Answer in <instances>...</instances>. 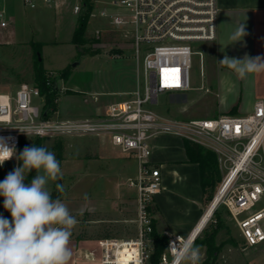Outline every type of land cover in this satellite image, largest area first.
Listing matches in <instances>:
<instances>
[{"label":"built area","instance_id":"1","mask_svg":"<svg viewBox=\"0 0 264 264\" xmlns=\"http://www.w3.org/2000/svg\"><path fill=\"white\" fill-rule=\"evenodd\" d=\"M83 3L75 0L74 15ZM110 5L126 13L108 15L103 8L98 14L110 18L112 26L125 28V44L136 64L135 90L102 114L62 118L45 108L34 86L20 85L13 96L0 94V143L17 150L20 139L91 137L106 140L134 161L135 174L126 183L135 195L134 235L102 238L98 254L86 255L90 263L153 264L152 202L162 190V182L159 167L151 161V141L160 136L186 140L212 152L220 179L202 213L212 208L208 221L198 229L201 215L187 234L163 232L166 243L157 264H171V254L166 251L170 241L191 235L196 242L218 208L227 212L245 247L264 245V104L255 103L245 116L191 120L168 117L154 108L160 96L185 97L190 90L191 57L201 55L191 44L215 40V0H110ZM35 99L41 101V107L33 104ZM124 252L127 258L122 261Z\"/></svg>","mask_w":264,"mask_h":264},{"label":"rangeland","instance_id":"2","mask_svg":"<svg viewBox=\"0 0 264 264\" xmlns=\"http://www.w3.org/2000/svg\"><path fill=\"white\" fill-rule=\"evenodd\" d=\"M91 1L93 6L85 30V38L90 43L82 47L94 51L96 54L93 55L79 53L69 42L76 20V16L72 13L75 0H66L58 8L53 6L48 8L41 3V19L39 22L29 20L30 25H26V22L30 15H34L39 10L37 5L32 8L29 5L23 6L21 0H0V13H2L0 23L6 26L0 27V43L9 40L12 32L19 33L20 37L25 36V29L28 27L27 30H31L30 36L33 40L47 43L41 50V59L50 73L56 76L67 66L70 67V72L77 68L76 72L87 73L89 81L88 84L83 82L87 88L84 92L75 94L63 92L60 95L57 110L62 118H84L92 114H102L105 109L104 104L128 98L117 93L132 92L136 87V64L132 58V51L125 44V28L112 26L110 18H102L98 14L103 8L108 15H124L125 10L111 7L110 0ZM55 41L57 43H54ZM191 47L201 55L191 57L190 90L184 93L185 97L168 99L167 95L160 96L158 106L154 108L159 114L180 120L212 119L223 114L214 105V87L208 93L203 84L213 59L211 55H206L204 42L192 43ZM27 51H29L27 48L0 46V93L7 92L6 87L2 85H4V74L10 68L8 58L14 52L15 55L21 56ZM55 84L56 87H63L61 80H56ZM201 85L202 89H199ZM33 104L41 107L40 100L35 99ZM32 139L27 138L28 141ZM180 142L181 140L171 136L157 141L164 159L180 160V163L187 165L191 172L186 175L183 172L178 174L179 179L175 174L170 176L166 185V195L174 197L169 205L172 212L167 223L169 233H181L195 216L198 218L202 215L220 179L218 169L219 178L209 193L204 196L201 194L197 215H194L187 202H191L193 206L197 205L195 199L199 197L200 187L195 174L198 168L196 164L187 162ZM41 146L54 152L61 163L63 178L49 181L47 187L53 197L61 199L78 220V224L72 229L71 243L75 242L84 250L87 247L89 253L97 255L98 243L103 237L129 238L134 235L133 197L135 195L132 189L126 186L127 179L135 174L133 160L113 147L104 149L102 139L91 137L44 138ZM57 183L64 186L63 193L56 190ZM155 212L153 208V214ZM219 222L221 226L214 237L215 245L219 248L213 264H264V245L245 247L232 220L222 208L214 211L196 239L195 244L201 249L202 263L206 255L201 241L204 235L212 232ZM154 226L158 234L163 233L162 221L158 216L155 218Z\"/></svg>","mask_w":264,"mask_h":264},{"label":"crops","instance_id":"3","mask_svg":"<svg viewBox=\"0 0 264 264\" xmlns=\"http://www.w3.org/2000/svg\"><path fill=\"white\" fill-rule=\"evenodd\" d=\"M21 1L23 6L26 5V3H29L33 5L32 8L36 7L37 5V9H39L34 15L29 16L30 18H28L26 25H30L29 20H35L34 22L40 21L41 3H43L44 6L48 8L51 6H53V8H58V6L63 4L66 0ZM215 3L217 8L216 38L213 42L205 43V53L206 55H211L213 60L210 62L208 74L204 79L203 84L206 87L205 91L208 93H210L214 87V105L221 113H223L221 115L237 116L240 114L245 116L252 111L255 103L261 102L264 104V69L240 73L230 64L221 61L225 57L229 59H243L245 56H248L249 58L264 57V0H215ZM0 14L2 16V13ZM12 23H14V20H12ZM242 25L244 26L245 35L236 37L235 33ZM0 27L4 28L6 26L0 25ZM27 29H25V36L20 37L19 33L14 34L12 32V35L10 36L11 38L9 40H5V42L0 43V46L4 45L18 48H27L29 50L25 55L23 54L21 56L15 55L16 52H14L11 54V57L8 58L10 60V68L9 71H6L4 74V85H2L3 87H6L7 92L0 94L13 96L20 85L24 84L33 86V65L35 57L32 50V44L42 43L44 46L47 43L41 42V40H33L32 36H30L31 30ZM54 43L57 42L55 41ZM39 60L42 62L44 70L50 73L51 71L44 67L41 57ZM76 71L77 68H74L72 72L75 73L70 72L67 81L63 82L62 88L57 87L59 91L58 97L56 99L55 112L58 115H60L57 110L58 99L63 92L67 94L66 91H70L72 94H75L84 92L87 89L86 84H83V82L88 84L89 78L87 73ZM199 89H202V85ZM130 93L131 92H119L117 94L128 96ZM120 101H112L110 103L104 104V111L109 105ZM96 115L98 114H92L88 117H93ZM163 137L166 138V136H160L151 141V161L159 167L162 182V190L154 196L152 206L156 210L154 213V216H156L154 218L158 216V218L162 221V232L169 233L167 223L168 219L170 218V214H172L169 208L171 206L169 205L171 204L174 197L166 195V185L168 184L170 176L175 174L177 179H179L180 175L178 174L183 172L186 175V173L191 172L189 171L187 165H183L182 162L180 163V160L171 161L164 159V155L159 149V145L157 143V141ZM102 143L104 149L111 147V145L106 140H102ZM180 143L183 151L182 141ZM181 159H183V157H181ZM17 166L19 165L15 157L5 161V163L0 166V181H2L7 176V174L13 171ZM190 170L194 171V169L191 168ZM195 176L197 178V182H199L197 171ZM198 190L199 197H197V200L195 199L197 205L193 206L191 202H187L189 197L186 198V202L190 205L189 207L193 210L194 215H197V208L201 199V191L199 188ZM179 211L181 212V210ZM0 216L11 220V214L3 207V197H0ZM198 219L199 216L198 218L195 216L193 221L185 229H183L180 234H187L197 223ZM70 248L73 252V255L68 264H93L86 260V255L89 253L87 247L85 248L86 250H84L75 242H70ZM126 258L127 254L124 252L121 260L125 261Z\"/></svg>","mask_w":264,"mask_h":264},{"label":"clouds","instance_id":"4","mask_svg":"<svg viewBox=\"0 0 264 264\" xmlns=\"http://www.w3.org/2000/svg\"><path fill=\"white\" fill-rule=\"evenodd\" d=\"M235 35H245L243 25ZM221 62L240 73L264 69V57H225ZM13 157L21 164L0 181L3 207L11 214V220L0 216V264H68L73 255L72 229L78 220L61 199H53L47 187L49 181L63 178L60 161L43 146L33 144L17 155L15 147L0 143V166ZM33 170L35 177L26 183ZM55 187L65 191L62 184ZM166 251L171 254V264H200L202 260L201 249L191 235L170 241Z\"/></svg>","mask_w":264,"mask_h":264},{"label":"trees","instance_id":"5","mask_svg":"<svg viewBox=\"0 0 264 264\" xmlns=\"http://www.w3.org/2000/svg\"><path fill=\"white\" fill-rule=\"evenodd\" d=\"M92 1L84 0V3L81 7L80 12L75 15V25L71 34L70 44L73 45L81 54H96L94 51L85 49L84 45L90 43L89 40L85 38V30L87 27L88 19L92 10ZM43 44L35 43L32 44L33 53L35 57L34 65H33V86L38 90L41 97H43L44 105L46 109H50L51 111L56 110V99L58 97L59 89L56 87V80H61L66 82L70 75V67L67 66L61 71H59L56 76L52 73H48L44 70L42 66V62L39 60L41 57V48ZM67 94H72L70 91H66ZM44 138L36 137L33 138L32 141H28L27 139H20L17 147V155L25 148L30 147L33 144L36 146H41V141ZM183 150L186 157L187 162L194 163L198 168V177H199V187L202 196L212 190L216 180L219 178V172L217 167V162L215 155L203 149L197 144L191 143L189 141L183 140ZM17 160V159H16ZM18 165L21 164L20 161L17 160ZM36 175L35 170L31 171L28 174L27 182H30ZM55 199V197H53ZM220 222L215 227V229L204 235L201 244L205 248V261L202 264H213L215 254L218 251V246L215 245V234L220 228ZM152 237L154 240V252L152 255V263L157 264L158 256L163 251L164 245L166 243V236L164 234H158L153 229ZM106 238V237H103ZM197 241V240H196Z\"/></svg>","mask_w":264,"mask_h":264},{"label":"bare ground","instance_id":"6","mask_svg":"<svg viewBox=\"0 0 264 264\" xmlns=\"http://www.w3.org/2000/svg\"><path fill=\"white\" fill-rule=\"evenodd\" d=\"M211 210H212V208H210L206 213H204L202 215V219H201V222L198 226V229L201 228L208 221V219L210 217Z\"/></svg>","mask_w":264,"mask_h":264},{"label":"water","instance_id":"7","mask_svg":"<svg viewBox=\"0 0 264 264\" xmlns=\"http://www.w3.org/2000/svg\"><path fill=\"white\" fill-rule=\"evenodd\" d=\"M72 67H75V65H72ZM44 115H45V113H44Z\"/></svg>","mask_w":264,"mask_h":264}]
</instances>
